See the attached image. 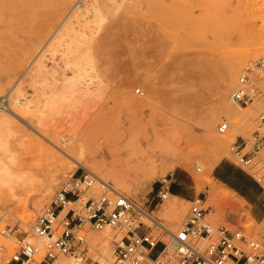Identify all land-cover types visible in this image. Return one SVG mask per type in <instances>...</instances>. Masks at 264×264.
Returning a JSON list of instances; mask_svg holds the SVG:
<instances>
[{
	"label": "rangeland",
	"instance_id": "rangeland-1",
	"mask_svg": "<svg viewBox=\"0 0 264 264\" xmlns=\"http://www.w3.org/2000/svg\"><path fill=\"white\" fill-rule=\"evenodd\" d=\"M35 2L49 13L23 17L20 11L27 7L26 0H2L0 6V95L9 94L13 109L0 110L3 122L0 121V130L9 132L10 144L18 145L14 151L13 178L3 186L0 182V224H15L17 219H21L22 224H33L62 184L83 169L98 178L103 176L114 186L113 180L105 177V170L120 174L121 168L129 183L123 191L118 190L132 197L172 231H177L187 219L191 198L202 192L213 208L211 221L215 224L242 229L249 235H258L264 230V216L260 220L254 218L251 205L228 188L214 171L222 162L242 170L255 182L257 195H261L260 201L264 203V149L249 164H242L231 149L236 138L249 139L259 129L257 116L264 105V70L253 78L258 97L252 103L240 107L232 101L231 92L249 61L264 60V0ZM76 11H84L90 20L89 26L79 30L76 25L78 30L72 33L82 35L86 40L80 54L92 59L86 80H92V87L98 85V81L103 84L102 93L98 95L100 100L97 97L101 107L97 101L88 110L99 114L95 123L89 126L93 132L87 152L82 155V164L53 142L65 147L73 131L83 125L86 111L83 110V115L80 108L70 109L59 103L45 107L37 114L33 106L37 102L35 98L40 97L39 104H43L52 92L45 88L46 92L38 96L29 80L39 61L43 64V74L38 80L42 83L46 79L45 82L57 90L52 89L53 93L62 92L68 80L76 77L74 66H66L63 54L65 40L70 36L49 48L58 29L62 30V21ZM98 16L102 18L98 20ZM49 37L52 38L47 48L42 50L41 46ZM233 60H239V63L235 79L229 83ZM31 102L33 107H29ZM221 104L228 105L236 113L220 112ZM5 116L9 118L6 123L2 120ZM79 117L81 121L77 120ZM223 120L230 128L219 133L217 126ZM38 126L51 136L41 138L49 150L45 147L41 150L26 136V133L37 135L35 129ZM260 130L264 133V129ZM214 137L226 139L223 151L214 150ZM0 157L2 161V149ZM211 160L215 165L206 173ZM96 164H101L102 169ZM253 175L260 177V181ZM164 176L171 178L168 197L157 207L149 206L157 182ZM183 176L184 185L180 186L178 178ZM207 176L218 190L217 201L210 199L205 187ZM188 189L191 193L186 194ZM92 190L95 195L102 193L97 182ZM40 192L45 196L36 204ZM168 202L186 205L184 216L178 220L173 214L166 216L162 208ZM142 219L151 225L147 218ZM115 232L116 237L112 240L120 239L123 232ZM155 233L167 239L161 231ZM112 240L106 245L107 257L111 254ZM0 247V264H5L18 249V238L0 233ZM95 248L98 254L90 250L88 255L104 261L106 257L99 251L105 249L99 244ZM61 260L63 264H76L66 257Z\"/></svg>",
	"mask_w": 264,
	"mask_h": 264
},
{
	"label": "built area",
	"instance_id": "built-area-1",
	"mask_svg": "<svg viewBox=\"0 0 264 264\" xmlns=\"http://www.w3.org/2000/svg\"><path fill=\"white\" fill-rule=\"evenodd\" d=\"M263 70L261 58L243 67L231 92L235 104L245 107L258 97L253 78ZM0 110H13L7 93L0 95ZM257 121L259 129L249 139L240 137L232 142L231 149L242 164L251 163L264 149V133L260 130L264 129V105ZM229 128V123L223 120L217 131L224 133ZM253 177L256 181L261 179ZM96 182L102 189L99 195L92 190ZM170 187V176L158 180L149 206L162 204ZM0 213L2 218L1 206ZM212 213L205 193H199L190 200L187 219L177 231H172L132 197L83 169L62 184L33 224H22L21 219L15 224H0L1 234L14 236L19 242L18 249L5 264H63V257L72 258L76 264H264V230L249 235L242 229L217 225L211 221ZM106 229L119 230L123 235L112 240L110 256L100 261L88 255L90 250L98 254L95 248L98 244H91L89 234ZM153 230L161 231L167 239L160 238ZM158 247L153 256L152 251Z\"/></svg>",
	"mask_w": 264,
	"mask_h": 264
},
{
	"label": "bare ground",
	"instance_id": "bare-ground-1",
	"mask_svg": "<svg viewBox=\"0 0 264 264\" xmlns=\"http://www.w3.org/2000/svg\"><path fill=\"white\" fill-rule=\"evenodd\" d=\"M36 0H26L27 2V7H25L24 10H21L20 11V14L23 16V17H28L30 14L31 15H40V16H44L46 14H48L49 12L47 10H45L44 6H39L36 4L35 2ZM2 5V0H0V6ZM52 5V4H51ZM93 13L95 14L96 12L93 11ZM93 14V15H94ZM96 15V14H95ZM97 16V15H96ZM100 17V18H99ZM89 17H87L86 13L84 11H76L72 16L70 17H67L66 19H64L61 23L60 26H62V30H60V28L58 29V32L55 36V40H53V42L51 44H49V48L50 46H54V44H56V42H59L61 40H64L67 38V36H70L68 37L66 40H65V44H66V47H65V50L63 51L64 55H65V64L66 66L69 65V66H74L75 68V71L76 72V77L78 80H76V77H73L70 81V79L68 80H65L67 82L65 89H61L62 92L59 93V91L57 93H53V91L55 92L56 89H54V87L52 88L51 84L48 83V82H45L46 79H44V82L42 81V83L38 80V78H40V75L43 74L42 73V65H41V62L39 61V64L36 65L35 68H33L32 72L30 73L29 75V80L30 82H32L34 84V88H35V91H36V94H38V96L41 95V93H43L45 91V88H50L51 90V96L47 97L46 101L43 102V104H39V98H35L36 99V104H34V112H36L38 114V112H42L44 110L45 107H49V106H54L56 104H59V103H64L66 105H68L71 108H80L82 110L81 114L85 115L83 113V110L86 111L87 115L86 117L84 118V123L81 127L79 128H76L73 132V134L70 136V141L67 143V145L64 147V146H61L59 145L57 142H53L55 146H58L64 153H66L68 156H70L71 158L75 159V161H77V163H80L82 164L81 160H82V155L85 154V152H87V146L89 145V139H90V136H91V132H93V130H91V127H89L91 124H94L97 116L99 113L97 112H93V113H90L88 110L89 108H93L95 105H96V102L98 101L97 99L99 98L100 100V97H98V95H100V91H102V83L100 81H98L99 83H101V85L98 83V85L96 84L95 87H92L91 86V83H92V80L88 81L86 80V76L89 75V72L88 70L90 69V66L92 67V59L91 57H86V56H83V55H86V54H80L81 52L83 53V51H81V46L82 44L86 43L85 39L83 40L82 39V35L81 37L76 36V35H72L73 32H75L76 30H78L76 28V25H78L79 27V30L83 29L85 26L87 27V25L89 26L90 24L88 23L90 20L88 19ZM97 18H99L98 20H100L102 17L101 16H98ZM97 18L95 20H97ZM94 20V21H95ZM98 23V22H97ZM93 24V22L91 23ZM92 26V25H91ZM90 26V27H91ZM57 31V30H56ZM55 31V33H56ZM83 31V30H82ZM81 32V31H80ZM79 33V32H78ZM82 33V32H81ZM84 33V32H83ZM75 34V33H74ZM54 36V35H53ZM66 37V38H65ZM52 37H49L48 40H46V42L44 43V45L41 46V49L43 50L44 47L48 44L49 40L51 39ZM84 38V37H83ZM59 44V43H57ZM64 44V43H63ZM88 44V43H87ZM86 44V45H87ZM90 47V46H89ZM47 48V46H46ZM81 51V52H80ZM38 61V60H37ZM239 63V60H233L231 61V65H230V71L229 69H227V71H229V74H228V82L231 83L232 81H234L235 79V76H236V69H237V65ZM71 66V67H72ZM65 67V66H64ZM63 68V67H62ZM73 68V69H74ZM228 68V67H227ZM74 74V76H75ZM54 75V74H53ZM93 74H91L92 76ZM44 77V76H43ZM46 78V77H45ZM43 80V78H42ZM98 80V78H97ZM96 80V81H97ZM70 81V82H69ZM78 81V82H77ZM84 81V82H83ZM19 82V81H18ZM52 83V82H51ZM228 83V84H229ZM93 84V83H92ZM18 83L16 82L15 83V86H17ZM14 86V85H13ZM46 86V87H45ZM20 87V86H19ZM32 87V85H31ZM18 88V86H17ZM42 88V90H41ZM20 89V88H19ZM52 89H54L52 91ZM18 90V89H16ZM64 90V91H63ZM57 91V90H56ZM24 92V91H23ZM46 92V91H45ZM44 92V93H45ZM100 92V93H99ZM43 93V94H44ZM23 95V94H22ZM24 96V95H23ZM43 96V95H42ZM98 97V98H97ZM44 98V96H43ZM34 99V100H35ZM18 101H20L18 99ZM31 101V100H30ZM95 101V103H94ZM232 102V101H231ZM29 104V103H28ZM27 104V105H28ZM95 104V105H94ZM92 105V107H90ZM97 105L98 107L100 108L101 107V103L100 101L97 102ZM32 106V102L31 104H29V107ZM32 106V107H33ZM239 107V106H238ZM219 111L220 112H224V113H232V114H235L236 112L232 109L229 108L228 105L226 104H221L219 107ZM21 109V108H20ZM23 109V108H22ZM21 109V110H22ZM25 109V108H24ZM20 110V111H21ZM27 110H30V109H27ZM76 110V109H75ZM74 110V113L76 112ZM79 110V109H78ZM28 112V111H27ZM32 112V111H31ZM247 112V111H246ZM245 112V113H246ZM18 113V112H17ZM25 113V111H24ZM73 113V112H72ZM22 114V112H21ZM26 114V113H25ZM77 114V112H76ZM75 115V114H74ZM83 115H79L81 118L83 117ZM250 115V114H249ZM3 116V115H2ZM39 116H42L41 114H39ZM24 117V116H22ZM72 117H75V116H72ZM77 119V120H80L81 119ZM9 118L8 117H2V120L5 121V123L7 122ZM75 119V118H74ZM216 119H214V122H215ZM1 121V120H0ZM2 122V121H1ZM3 123V122H2ZM81 123V122H80ZM75 124V123H74ZM9 125V124H8ZM80 125V124H79ZM215 126V125H214ZM5 129V128H4ZM44 129V128H43ZM42 129V127H37L35 130H36V134H31V133H26V136H28V138H30L32 140V142L38 146L40 149L41 148H46L48 149V146L44 143V141L41 139L42 137L43 138H48L50 136V134L46 131H44ZM74 129V127H73ZM72 129V130H73ZM2 130V129H1ZM0 130V131H1ZM11 129H9L10 131ZM105 132V131H103ZM12 133V132H11ZM95 133V132H94ZM100 133V132H99ZM108 132L104 133L102 135V137H104ZM14 135V134H13ZM97 135V133H96ZM8 136L9 135V132L7 133V131L5 130H2V137L0 135V149H2V161L0 159V182H2V186L7 183L9 180H11L13 178V175H14V166H15V160H14V151L15 149L18 147V145H13V144H10L9 141H8ZM11 137V136H10ZM51 137V136H50ZM49 137V138H50ZM228 138V137H227ZM69 139V138H68ZM230 139V138H228ZM20 140V138H19ZM225 142H226V139L222 138H215L213 139V148L214 150H216L217 152L218 151H223L224 150V145H225ZM227 145V144H226ZM51 149V148H50ZM227 149V148H226ZM42 150V149H41ZM49 150V149H48ZM215 151V152H216ZM226 151V150H225ZM216 152V153H217ZM40 153V152H39ZM226 153V152H225ZM221 154V153H220ZM222 156V155H221ZM220 156V157H221ZM223 157V156H222ZM1 158V157H0ZM84 161V160H83ZM215 165V162L213 160H211L210 164L208 165V167L206 168V173H208V170H212V168L214 167ZM96 166L100 169H102L101 167V164H96ZM121 173H117V172H114L110 169H106L105 170V177H110L112 180H113V184H114V188L116 190H121L123 191L124 188L127 187L128 185V179L126 178V174L123 172V169H121ZM181 176V175H180ZM185 176V175H184ZM184 176L183 177H179L178 180H179V185L182 186L184 184L183 181H184ZM99 178L101 180H104L107 182V179L104 178L103 176H99ZM52 184V183H51ZM205 187H207V190H208V193H209V196H210V199L212 201H215L216 200V197H217V194H218V190L216 189V187L214 186V184L212 183V180L208 179V176H207V179H206V184H205ZM44 192H45V189H44ZM48 193V192H47ZM45 193H42L41 192L39 193L37 199H36V204H39L40 202H42V200L44 199V195ZM50 194V193H49ZM236 194V193H235ZM225 195V193H224ZM223 195V196H224ZM219 197V196H218ZM225 197V196H224ZM228 197V196H226ZM218 200V199H217ZM216 200V201H217ZM165 202V201H164ZM244 202V201H243ZM213 214L214 212L212 213V217L213 218ZM246 214V213H245ZM28 217H31L32 214L30 212L27 213ZM150 216H152L150 213H149ZM184 216V215H183ZM182 216V217H183ZM153 217V216H152ZM179 218L181 217H178V218H175V220H178ZM174 220V221H175ZM176 222V221H175ZM117 232H120L119 230H116ZM116 237V232L115 230H112V229H106V230H103V231H99L97 233H91L90 236H89V239H90V242L91 244L95 245V244H99L101 245L105 251H99L100 255H102V257H106L107 258V255H108V252H107V255H106V245H108V243H110V240H112V238ZM122 237V236H121ZM102 249V248H101ZM99 256V255H98ZM110 256V254H109ZM69 259H72V258H69ZM75 262V261H74ZM67 263V261H66ZM69 263V262H68ZM70 264V263H69Z\"/></svg>",
	"mask_w": 264,
	"mask_h": 264
},
{
	"label": "crops",
	"instance_id": "crops-1",
	"mask_svg": "<svg viewBox=\"0 0 264 264\" xmlns=\"http://www.w3.org/2000/svg\"><path fill=\"white\" fill-rule=\"evenodd\" d=\"M214 171L217 176L230 188L234 191L239 197L248 202L251 205V213L254 218L260 220L264 216V203H261L260 197L261 195H257V186L255 182H253L252 178L239 170L235 166H230L224 162L219 164ZM178 184L179 180H178ZM191 193V190H186V194ZM186 205L182 202L178 204L175 203H167L162 208V212L169 216L173 214L174 218L182 217L184 212L186 211ZM159 247L155 248L152 251V255L155 256Z\"/></svg>",
	"mask_w": 264,
	"mask_h": 264
}]
</instances>
